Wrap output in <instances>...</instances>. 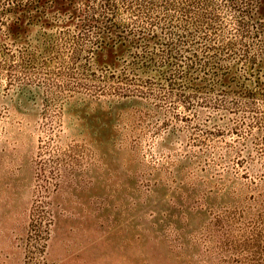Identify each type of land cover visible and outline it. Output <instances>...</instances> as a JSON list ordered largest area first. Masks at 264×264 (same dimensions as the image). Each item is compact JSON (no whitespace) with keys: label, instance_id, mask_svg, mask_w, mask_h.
Here are the masks:
<instances>
[{"label":"rangeland","instance_id":"374dc122","mask_svg":"<svg viewBox=\"0 0 264 264\" xmlns=\"http://www.w3.org/2000/svg\"><path fill=\"white\" fill-rule=\"evenodd\" d=\"M115 10L0 43V264H264V0Z\"/></svg>","mask_w":264,"mask_h":264},{"label":"trees","instance_id":"16d2710c","mask_svg":"<svg viewBox=\"0 0 264 264\" xmlns=\"http://www.w3.org/2000/svg\"><path fill=\"white\" fill-rule=\"evenodd\" d=\"M116 2L117 0H4L0 4V16L5 19L3 22L5 35L0 37V43L3 46L4 43L5 45L23 43L25 39L22 36L30 29L37 26L47 29L52 26L50 19L52 14H67L70 20L63 25L90 27L91 42L95 49H121L150 43L154 37L153 32L133 38L126 28H120L115 18ZM24 57L23 54L20 56L21 61ZM143 57L153 59L152 54L146 53Z\"/></svg>","mask_w":264,"mask_h":264}]
</instances>
